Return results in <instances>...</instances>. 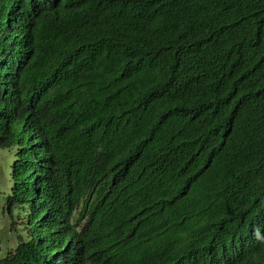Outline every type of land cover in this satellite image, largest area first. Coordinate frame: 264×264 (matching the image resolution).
Instances as JSON below:
<instances>
[{"label": "trees", "instance_id": "trees-1", "mask_svg": "<svg viewBox=\"0 0 264 264\" xmlns=\"http://www.w3.org/2000/svg\"><path fill=\"white\" fill-rule=\"evenodd\" d=\"M0 67V264H264V0H0Z\"/></svg>", "mask_w": 264, "mask_h": 264}, {"label": "clouds", "instance_id": "clouds-1", "mask_svg": "<svg viewBox=\"0 0 264 264\" xmlns=\"http://www.w3.org/2000/svg\"><path fill=\"white\" fill-rule=\"evenodd\" d=\"M44 1H55V0H44ZM112 3H114L115 5H117V6H120V7H122V9H123V13H125L126 11H125V9H124V6H122V4H120V3H117V2H112ZM190 36H189V38H188V40H189V43L191 44V45H194V46H198V48H199V50L201 49V48H206V46H207V41H208V39H209V35L207 34V32H203L202 34H199V32H193V34H189ZM116 49H117V44L115 45V50L114 51H116ZM161 58H165V59H167L168 61H170L169 60V58L164 54ZM171 62V61H170ZM174 66H175V68L176 69H178L180 72L185 68V66H183L182 64H180V63H178V62H171ZM0 68H2V67H0Z\"/></svg>", "mask_w": 264, "mask_h": 264}, {"label": "rangeland", "instance_id": "rangeland-1", "mask_svg": "<svg viewBox=\"0 0 264 264\" xmlns=\"http://www.w3.org/2000/svg\"><path fill=\"white\" fill-rule=\"evenodd\" d=\"M1 153H2V151L0 150V154ZM2 178H3V175L1 174V170H0V192H2L3 187H4V183L2 182ZM0 198H1V195H0ZM1 211H2V205L0 204V235H2L4 228H6V226H7V218H4L1 215ZM6 233H7V231L4 230V237H5ZM2 239H4V238L2 237ZM0 247H3V244H0Z\"/></svg>", "mask_w": 264, "mask_h": 264}, {"label": "bare ground", "instance_id": "bare-ground-1", "mask_svg": "<svg viewBox=\"0 0 264 264\" xmlns=\"http://www.w3.org/2000/svg\"><path fill=\"white\" fill-rule=\"evenodd\" d=\"M10 35V34H9ZM17 38V37H16Z\"/></svg>", "mask_w": 264, "mask_h": 264}]
</instances>
